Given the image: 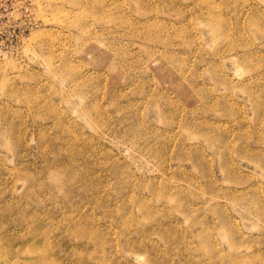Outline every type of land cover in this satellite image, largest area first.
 <instances>
[{"label":"rangeland","instance_id":"374dc122","mask_svg":"<svg viewBox=\"0 0 264 264\" xmlns=\"http://www.w3.org/2000/svg\"><path fill=\"white\" fill-rule=\"evenodd\" d=\"M0 264H264V0H0Z\"/></svg>","mask_w":264,"mask_h":264}]
</instances>
